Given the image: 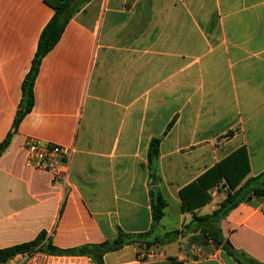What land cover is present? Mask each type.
Wrapping results in <instances>:
<instances>
[{
    "label": "crops",
    "instance_id": "1",
    "mask_svg": "<svg viewBox=\"0 0 264 264\" xmlns=\"http://www.w3.org/2000/svg\"><path fill=\"white\" fill-rule=\"evenodd\" d=\"M80 6L43 59L33 110L0 157V210L21 217L0 250L43 232L60 250L101 245L122 232L139 242L105 254L104 264H264V198L215 224L194 215L219 208L230 191L225 178L208 190L211 202L192 212L183 211L181 196L185 189L188 200L199 194L191 186L205 177L203 187L219 174L243 177L241 187L264 173V0ZM54 15L45 0H0V145ZM28 139L74 150L66 179L55 183L27 167ZM155 139L160 155L151 165ZM159 196L167 208L154 227ZM218 230L240 260L204 232Z\"/></svg>",
    "mask_w": 264,
    "mask_h": 264
},
{
    "label": "trees",
    "instance_id": "2",
    "mask_svg": "<svg viewBox=\"0 0 264 264\" xmlns=\"http://www.w3.org/2000/svg\"><path fill=\"white\" fill-rule=\"evenodd\" d=\"M45 2L55 10V15L51 21L47 24L43 30L41 37L39 39L38 48L32 63L31 70L26 75L23 85L22 92L23 98L20 104L17 117L15 119L13 130L7 137V139L0 145V157L5 153L11 144V140L14 134L17 132L19 125L29 114L35 105V95L34 88L37 77L39 75L40 67L43 59L57 46L60 42L69 22L75 16V14L80 10V0H45ZM160 155V140L155 139L150 145L149 160L150 164L154 165L159 159ZM224 165V164H223ZM222 165L213 169L219 171ZM217 178L210 186L203 187V181L205 178L200 179L195 185L191 186L200 187L199 194H195L191 199H186L185 193L188 189H185L182 193L183 199V211H194L205 204L211 202L212 197L208 194V190L214 184L218 183L221 178H225L228 186L229 193L226 199L219 205V208L214 211L212 215L205 217H197L194 215L195 221L199 223L211 222L218 224L222 219H224L232 210L238 207L241 203L247 202L253 198H264V173L258 177L249 179L244 185L240 186L243 177L233 180L230 175L219 174ZM190 189V188H189ZM153 208V219L154 227H156L160 221L165 216V210L167 208L166 201L161 197L153 198L152 202ZM208 233L219 246H222L231 256L240 260L239 253L232 247V245L225 241L220 230L216 232L204 231ZM140 236H132L124 233H120L119 237L101 245L95 246H84L81 248L71 249V250H60L54 247L48 240H46V233H41L35 240L19 244L10 248H5L0 250V262H7L15 256L23 253L34 252L37 250L49 252L56 256H74V257H91L96 262V264H104L105 254L113 251H117L124 246L137 244ZM160 241H157L159 243ZM155 243V244H157ZM152 246V244H149ZM251 264H257L254 261ZM175 264H182L175 261Z\"/></svg>",
    "mask_w": 264,
    "mask_h": 264
},
{
    "label": "built area",
    "instance_id": "3",
    "mask_svg": "<svg viewBox=\"0 0 264 264\" xmlns=\"http://www.w3.org/2000/svg\"><path fill=\"white\" fill-rule=\"evenodd\" d=\"M24 151L27 167L50 173L55 183L67 178L74 154L73 149L28 139L24 144ZM0 264H69V260L63 256L37 250L19 254L7 262H0Z\"/></svg>",
    "mask_w": 264,
    "mask_h": 264
},
{
    "label": "rangeland",
    "instance_id": "4",
    "mask_svg": "<svg viewBox=\"0 0 264 264\" xmlns=\"http://www.w3.org/2000/svg\"><path fill=\"white\" fill-rule=\"evenodd\" d=\"M10 215L4 208L0 210V239L16 231L17 225L21 221V217L11 219Z\"/></svg>",
    "mask_w": 264,
    "mask_h": 264
}]
</instances>
